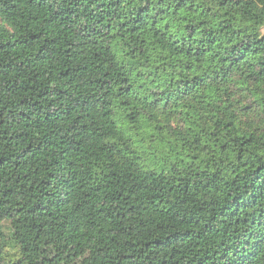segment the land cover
<instances>
[{"label": "trees", "instance_id": "1", "mask_svg": "<svg viewBox=\"0 0 264 264\" xmlns=\"http://www.w3.org/2000/svg\"><path fill=\"white\" fill-rule=\"evenodd\" d=\"M0 264H264V0H0Z\"/></svg>", "mask_w": 264, "mask_h": 264}]
</instances>
